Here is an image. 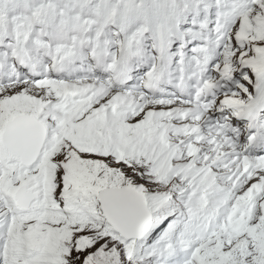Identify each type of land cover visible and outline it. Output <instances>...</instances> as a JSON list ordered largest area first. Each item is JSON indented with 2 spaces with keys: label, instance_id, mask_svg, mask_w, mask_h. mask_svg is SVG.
<instances>
[{
  "label": "snow or ice",
  "instance_id": "1",
  "mask_svg": "<svg viewBox=\"0 0 264 264\" xmlns=\"http://www.w3.org/2000/svg\"><path fill=\"white\" fill-rule=\"evenodd\" d=\"M0 264H264V0H0Z\"/></svg>",
  "mask_w": 264,
  "mask_h": 264
}]
</instances>
